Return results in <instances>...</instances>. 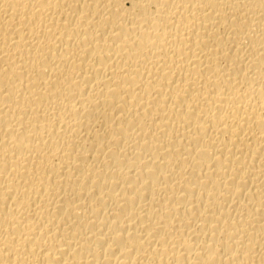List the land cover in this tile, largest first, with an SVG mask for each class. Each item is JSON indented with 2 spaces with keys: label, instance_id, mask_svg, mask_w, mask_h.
<instances>
[{
  "label": "bare ground",
  "instance_id": "6f19581e",
  "mask_svg": "<svg viewBox=\"0 0 264 264\" xmlns=\"http://www.w3.org/2000/svg\"><path fill=\"white\" fill-rule=\"evenodd\" d=\"M0 264H264V0H0Z\"/></svg>",
  "mask_w": 264,
  "mask_h": 264
}]
</instances>
